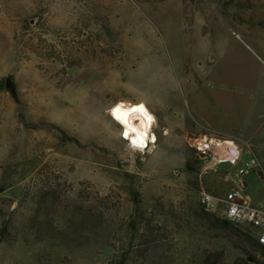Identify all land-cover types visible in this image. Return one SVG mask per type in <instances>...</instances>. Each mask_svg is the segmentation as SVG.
<instances>
[{
	"label": "rangeland",
	"instance_id": "rangeland-1",
	"mask_svg": "<svg viewBox=\"0 0 264 264\" xmlns=\"http://www.w3.org/2000/svg\"><path fill=\"white\" fill-rule=\"evenodd\" d=\"M116 102L155 114L151 152ZM203 137L256 156L264 208V0H0V264H264L204 212L235 168Z\"/></svg>",
	"mask_w": 264,
	"mask_h": 264
},
{
	"label": "built area",
	"instance_id": "built-area-1",
	"mask_svg": "<svg viewBox=\"0 0 264 264\" xmlns=\"http://www.w3.org/2000/svg\"><path fill=\"white\" fill-rule=\"evenodd\" d=\"M149 124L146 131L138 134L133 130H127L112 108L106 110L109 118L118 126V137L126 146L135 152H151L157 143L155 127L157 120L155 114L146 106ZM127 134V135H126ZM202 142L196 146L197 153L205 161L206 169L209 162L212 165L227 164L233 166L234 177L232 185L222 196L202 190L200 200L205 210L214 212L220 206V217L240 227H247L250 235L264 246V208L252 204L250 197L245 193L243 176L250 171H259V162L254 154L231 138L203 137ZM230 141V143H227Z\"/></svg>",
	"mask_w": 264,
	"mask_h": 264
},
{
	"label": "bare ground",
	"instance_id": "bare-ground-1",
	"mask_svg": "<svg viewBox=\"0 0 264 264\" xmlns=\"http://www.w3.org/2000/svg\"><path fill=\"white\" fill-rule=\"evenodd\" d=\"M117 106H120L121 111L120 113H116V114L121 117L120 120L122 124H124L127 130L135 129V132H137L138 134H142L144 131L147 130L149 119L144 109L146 105L143 102H136V103L116 102L112 104L110 108H112L114 112V109H116ZM138 106H143V109L138 111H129L130 109L137 108ZM125 113L127 114L125 115ZM227 143H230V141H228Z\"/></svg>",
	"mask_w": 264,
	"mask_h": 264
},
{
	"label": "trees",
	"instance_id": "trees-1",
	"mask_svg": "<svg viewBox=\"0 0 264 264\" xmlns=\"http://www.w3.org/2000/svg\"><path fill=\"white\" fill-rule=\"evenodd\" d=\"M186 166L188 168H190L189 162L186 163ZM204 212H205V214H208V216H210V218H212L214 221H216L220 227H226V228L232 229L234 231L235 235L240 237L242 240L246 241L252 249L259 251L261 253V255L264 257V246L259 244L248 232L241 230L238 226L232 224L231 222H229L228 220H226L222 217L216 216L214 213H212L210 211L204 210ZM252 257L254 260L255 259L254 256H252ZM245 262L247 264H249L247 261H245Z\"/></svg>",
	"mask_w": 264,
	"mask_h": 264
},
{
	"label": "water",
	"instance_id": "water-1",
	"mask_svg": "<svg viewBox=\"0 0 264 264\" xmlns=\"http://www.w3.org/2000/svg\"><path fill=\"white\" fill-rule=\"evenodd\" d=\"M5 87L13 94L15 95L16 94V91H15V86L11 80V78H6L5 79V83H4Z\"/></svg>",
	"mask_w": 264,
	"mask_h": 264
},
{
	"label": "snow or ice",
	"instance_id": "snow-or-ice-1",
	"mask_svg": "<svg viewBox=\"0 0 264 264\" xmlns=\"http://www.w3.org/2000/svg\"><path fill=\"white\" fill-rule=\"evenodd\" d=\"M143 109V106H138L137 108H133V109H130L129 111H138V110H142ZM121 109H120V106H117L116 109H114V112L115 113H120ZM127 113H125L126 115ZM118 120L121 119V117L119 115H117L116 117ZM126 123V121H125ZM133 131H135V129H133ZM127 135V134H126Z\"/></svg>",
	"mask_w": 264,
	"mask_h": 264
},
{
	"label": "crops",
	"instance_id": "crops-1",
	"mask_svg": "<svg viewBox=\"0 0 264 264\" xmlns=\"http://www.w3.org/2000/svg\"><path fill=\"white\" fill-rule=\"evenodd\" d=\"M116 133L118 134V129H117Z\"/></svg>",
	"mask_w": 264,
	"mask_h": 264
}]
</instances>
